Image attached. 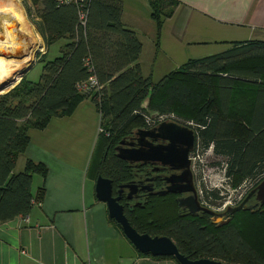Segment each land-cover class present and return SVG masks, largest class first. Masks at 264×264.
<instances>
[{
    "label": "trees",
    "instance_id": "1",
    "mask_svg": "<svg viewBox=\"0 0 264 264\" xmlns=\"http://www.w3.org/2000/svg\"><path fill=\"white\" fill-rule=\"evenodd\" d=\"M31 2L36 9L35 19L30 20L45 51L35 61L41 64L37 80L23 75L0 94V223L26 215L32 201L42 197L45 165L25 158L21 169H15L29 140L27 131L41 130L51 118L69 115L84 98L97 112L100 129L86 174L93 180L97 175L109 179L112 194L132 177L131 166L115 155L118 141L164 120L190 128L193 151L204 157L207 167L221 172L225 185L241 193L229 206L237 205L264 178V119L255 124L257 101L264 90L263 41L230 42L234 44L231 48L187 59L152 81L138 65L140 41L120 21V0H81L77 5ZM147 3L157 40L163 21L178 1ZM56 42L57 53L46 59L48 47ZM89 76L101 87L79 91L78 85ZM245 87L254 88L251 98ZM208 152L222 158L219 166L207 162ZM191 174L194 180L199 173ZM33 175L41 181L31 191ZM200 178L193 182L194 188L197 184L201 188L198 202L216 210L221 206V189L205 188ZM118 203L136 232L168 237L188 259L264 264V205L240 208L228 214L225 222L213 224L206 212L182 214L172 194L147 195V200L133 206L122 194ZM150 257L169 258L178 264L172 257Z\"/></svg>",
    "mask_w": 264,
    "mask_h": 264
},
{
    "label": "crops",
    "instance_id": "2",
    "mask_svg": "<svg viewBox=\"0 0 264 264\" xmlns=\"http://www.w3.org/2000/svg\"><path fill=\"white\" fill-rule=\"evenodd\" d=\"M177 1L156 40L147 0H120V21L141 43L138 65L144 76L159 79L187 59L231 48L230 42H264V0ZM253 89L245 87L250 98ZM256 112L259 124L264 90ZM97 129L98 114L84 98L69 115L27 131L29 140L17 161L20 167L25 158L45 165L42 197L24 215L26 221L17 215L0 223V264H176L140 255L108 221L86 174ZM36 178L34 189L41 181Z\"/></svg>",
    "mask_w": 264,
    "mask_h": 264
},
{
    "label": "water",
    "instance_id": "3",
    "mask_svg": "<svg viewBox=\"0 0 264 264\" xmlns=\"http://www.w3.org/2000/svg\"><path fill=\"white\" fill-rule=\"evenodd\" d=\"M36 49L33 51V59H31L24 67L15 69L11 77H6L0 81V94L7 92L20 78L32 67ZM0 56L6 58L22 57V54L16 50L15 52L0 51ZM15 75L18 76L7 90L3 89L14 81ZM145 102H143L144 104ZM155 114H151V118ZM135 138V147L127 139L122 138L114 147L115 155L127 162H151L161 166H167L169 169L177 170V173H171L163 179L166 183L165 187L155 193H178L186 194L180 197L177 202L180 207L185 209L190 215L198 211L206 212L214 216L221 217L232 214L240 208L250 209V206H244L245 201L251 195L254 200L264 203V178L260 180L245 197L234 206H226L223 212L215 213L204 206H201L196 198L195 188L192 180V174L189 169V152L193 148L194 135L193 131L181 124L171 120L160 121L154 126L147 129H136L133 132ZM135 185L122 184L118 185L115 194H112L110 180L95 176L93 180V192L97 201L104 203L106 214L117 225H119L122 235L139 253H146L149 256H168L172 257L178 264H225L219 260L208 258L188 259L178 252L175 244L164 235L150 236L146 233L136 232L127 222L122 212V206L118 203L123 189H127L125 197L131 198L135 192ZM226 219L223 221L225 222Z\"/></svg>",
    "mask_w": 264,
    "mask_h": 264
},
{
    "label": "bare ground",
    "instance_id": "4",
    "mask_svg": "<svg viewBox=\"0 0 264 264\" xmlns=\"http://www.w3.org/2000/svg\"><path fill=\"white\" fill-rule=\"evenodd\" d=\"M4 1L8 2V0ZM4 1L0 0V38L4 42V47L0 48V51L15 52L18 50L22 57H0V79L7 74V77H11L15 69L24 67L32 59L36 48V38L31 25L26 20L17 0H13L14 4L9 6H6ZM17 78L18 76L15 75L14 81L6 87L15 83Z\"/></svg>",
    "mask_w": 264,
    "mask_h": 264
},
{
    "label": "flooded vegetation",
    "instance_id": "5",
    "mask_svg": "<svg viewBox=\"0 0 264 264\" xmlns=\"http://www.w3.org/2000/svg\"><path fill=\"white\" fill-rule=\"evenodd\" d=\"M135 136L134 134L130 135L127 140L128 142L132 143L131 146L128 147H135ZM127 162V161H126ZM132 169V177L130 181L127 183H131L135 185V192L132 193L131 198H129L130 205H139L144 199L147 200V195H161L155 193L158 190H161L165 187L166 183L164 181V177L168 176L171 173H177V170L169 169L167 166H161L157 163L151 162H127ZM127 189H123L122 194L125 195ZM115 194V192H114ZM113 194V195H114ZM162 194H172L174 195V199L178 205L177 200L180 197H183L186 194H178V193H162ZM264 203H260L258 200H254L253 195L249 196L244 203V206H250L252 208H260ZM179 206V205H178ZM180 207V206H179ZM226 207L217 208L216 210L212 209L215 213H221L224 211ZM182 214H186L185 209L180 207ZM245 209V208H244ZM262 209V208H261ZM202 211H198L194 213L192 216L198 215ZM210 221L213 224H221L226 219V216L221 217L220 219L216 220L218 216L209 215Z\"/></svg>",
    "mask_w": 264,
    "mask_h": 264
},
{
    "label": "rangeland",
    "instance_id": "6",
    "mask_svg": "<svg viewBox=\"0 0 264 264\" xmlns=\"http://www.w3.org/2000/svg\"><path fill=\"white\" fill-rule=\"evenodd\" d=\"M31 1L32 0H17L18 5L22 9L26 20L31 25L32 31H33L34 36L36 38V43H35L36 54L34 56V61L32 63V67H30V69L25 73L26 79H28L30 81H35L38 78V74L40 72V66H41L40 62H35V61H36L37 56L45 51V47H44V44H43L40 36L36 32L34 25L31 22L32 19H35V9H36V7H34V5H32ZM5 4H6V6H9L10 4H14V3H13V0H11V1L8 0V2H5ZM26 9L28 10V15H27ZM0 40H1L0 48H3L4 47L3 39L0 38ZM57 46H58V43L56 42V43L51 44L48 47V49L46 51V57H45L46 59L52 58L57 53ZM0 57H2V56H0ZM32 59H33V56H32ZM7 76H8V74L5 77H2L0 79V81H3ZM151 80L156 81L158 79H155L154 77H152ZM9 87L4 88L3 91L7 90V88H9ZM206 160L210 165H216V166H219L222 162V158L220 156L213 155L212 153H209V152L207 153ZM20 165H21V162L18 160L16 162L15 169L16 170L21 169ZM36 177H37L36 175L32 176L31 185H30L31 191H33L34 186L36 184V181H37ZM200 177H201V174L194 176V180L192 179L193 182ZM208 177H209L208 181H210L211 183H213V184L219 183L217 185V188L220 187V189H221V190H219V195L221 196L220 202H219L220 205L224 204L227 201H230L232 204L236 200V198L239 194V191L234 190L232 187H229L228 185L224 184L225 178L223 179L220 171L213 170V172H211V174L208 175ZM220 179H223V180H220Z\"/></svg>",
    "mask_w": 264,
    "mask_h": 264
},
{
    "label": "built area",
    "instance_id": "7",
    "mask_svg": "<svg viewBox=\"0 0 264 264\" xmlns=\"http://www.w3.org/2000/svg\"><path fill=\"white\" fill-rule=\"evenodd\" d=\"M80 1L81 0H54V2H56V3H68V2H71V3H74L76 5ZM80 19L82 20V16L80 17ZM100 87H101V85L97 84L95 78L93 76H89L85 82H83L80 85H78V90L79 91H84V90L91 89V88H93L95 90H98ZM185 123L191 124L190 121H186ZM184 126H186V125H184ZM99 130L100 129L98 127L97 131H99ZM188 158H189V169H190V171L193 174L199 173V174L202 175L200 179H201L202 183L205 185V188L216 187L219 184V183L213 184L210 181H208V178H209L208 175H210L211 172H213L214 169H212L210 167H207L206 161H205V159H204V157L202 155H200L196 151H193V148H192V150L189 152ZM223 179H220V180H223ZM237 188H239V186ZM195 194H196V198H201V195H202L201 188L198 186V184L196 185V188H195ZM240 194H238V196ZM197 201H198V199H197ZM32 202L34 204L37 201H32ZM198 203L200 204V202H198ZM230 204H231V202L227 201V202H225L224 204H222L218 208H223V207L229 206ZM23 220L26 221L27 218L24 216Z\"/></svg>",
    "mask_w": 264,
    "mask_h": 264
}]
</instances>
